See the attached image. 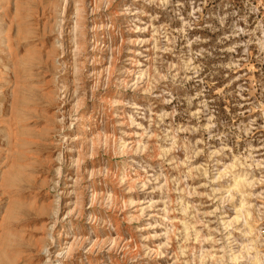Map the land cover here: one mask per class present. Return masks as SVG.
<instances>
[{"label": "rangeland", "instance_id": "rangeland-1", "mask_svg": "<svg viewBox=\"0 0 264 264\" xmlns=\"http://www.w3.org/2000/svg\"><path fill=\"white\" fill-rule=\"evenodd\" d=\"M263 261L264 0H0V264Z\"/></svg>", "mask_w": 264, "mask_h": 264}, {"label": "bare ground", "instance_id": "bare-ground-1", "mask_svg": "<svg viewBox=\"0 0 264 264\" xmlns=\"http://www.w3.org/2000/svg\"><path fill=\"white\" fill-rule=\"evenodd\" d=\"M28 154V153H27ZM59 205V204H58ZM241 212V211H240ZM58 234H60V232L58 233ZM59 237H57V239H58ZM51 261V260H50ZM263 263H264V261H263Z\"/></svg>", "mask_w": 264, "mask_h": 264}]
</instances>
